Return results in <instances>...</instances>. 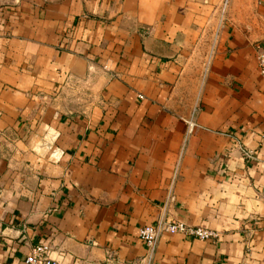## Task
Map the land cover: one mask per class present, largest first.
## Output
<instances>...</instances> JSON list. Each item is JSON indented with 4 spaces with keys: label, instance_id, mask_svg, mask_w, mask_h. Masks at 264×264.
Returning <instances> with one entry per match:
<instances>
[{
    "label": "crops",
    "instance_id": "obj_1",
    "mask_svg": "<svg viewBox=\"0 0 264 264\" xmlns=\"http://www.w3.org/2000/svg\"><path fill=\"white\" fill-rule=\"evenodd\" d=\"M263 41L264 0H0V264H264ZM162 213L219 236L149 254Z\"/></svg>",
    "mask_w": 264,
    "mask_h": 264
},
{
    "label": "built area",
    "instance_id": "obj_2",
    "mask_svg": "<svg viewBox=\"0 0 264 264\" xmlns=\"http://www.w3.org/2000/svg\"><path fill=\"white\" fill-rule=\"evenodd\" d=\"M258 62L261 74L264 76V41L258 52ZM188 131L193 132L196 126L195 118H185ZM250 155V152H247ZM175 195L172 190L169 191L168 201L174 200ZM168 202H166L167 204ZM165 232L180 233L183 235L194 236L201 239H216L219 232L206 225L191 224L185 220L173 218L162 213L155 222L145 224L140 228V237L146 243L149 254H152L161 235ZM50 245L48 243L35 244L24 260L18 264H61L50 254ZM14 264V263H10Z\"/></svg>",
    "mask_w": 264,
    "mask_h": 264
}]
</instances>
